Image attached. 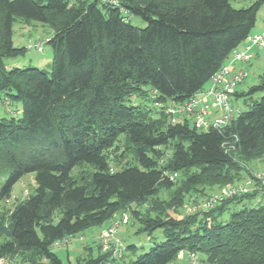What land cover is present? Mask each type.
<instances>
[{"label":"trees","instance_id":"trees-1","mask_svg":"<svg viewBox=\"0 0 264 264\" xmlns=\"http://www.w3.org/2000/svg\"><path fill=\"white\" fill-rule=\"evenodd\" d=\"M263 4L0 0V102L22 104L20 115L0 117V204L25 174L34 172L37 183L11 213L0 258L26 252L32 256L27 264H73L55 252V241L102 225L160 190L174 189L178 180L184 193L251 176L247 161L264 155V73L233 93L245 108L235 105L239 114L224 128L200 129L185 113L174 116L169 109L207 88L253 34ZM130 15L147 25L132 24ZM17 17L52 28L50 72L7 68L4 58L28 49L14 44ZM122 141L137 162L114 169L111 152ZM80 166L91 167L89 175L74 176ZM201 193L187 201L211 195ZM257 195L226 198L185 217L132 208L140 231L161 229L165 239L129 264H171L181 250L201 251L210 264H264V204L248 205ZM173 200L184 204L183 196ZM234 204L242 207L220 220ZM109 253L78 258L77 264H112L116 258Z\"/></svg>","mask_w":264,"mask_h":264},{"label":"rangeland","instance_id":"rangeland-1","mask_svg":"<svg viewBox=\"0 0 264 264\" xmlns=\"http://www.w3.org/2000/svg\"><path fill=\"white\" fill-rule=\"evenodd\" d=\"M232 4L236 7L249 6L255 0H231ZM130 21L132 24L145 27L147 23L140 17L135 15H130ZM264 29V4L261 6L257 14V22L252 31L253 34L261 33ZM53 35V30L47 24H43L35 20H26L23 17H17L13 24V41L17 47H27L28 40H40L43 42V50L38 51L36 49L28 48L24 54L15 57H6L4 62L7 68L12 67H27V66H37L50 72L52 69V59L53 50L47 40ZM245 46V45H244ZM243 49V48H238ZM259 51V52H258ZM260 53V63L259 66H249L250 77L248 78V84L253 85L258 83L259 75L264 72V46H256L253 50ZM253 59V58H252ZM251 59V60H252ZM250 60V61H251ZM249 61V62H250ZM248 63V62H246ZM211 82L206 84L209 87ZM238 89L242 90L241 86ZM246 90V89H245ZM138 101L144 102L143 99L138 98ZM235 105L241 109L245 108L242 99L233 98ZM21 103H13L6 100L5 102H0V117H12L21 114ZM248 108V107H246ZM18 109V110H17ZM177 115H180L177 113ZM193 124V119L190 118ZM112 155V166L114 169L120 168L128 163L135 164L136 158L133 153V149H128L124 141L120 143V149H115L111 152ZM0 158V162H2ZM247 166L250 170H264V155H256L250 161H247ZM91 167L80 166L73 171L74 176L88 174L91 172ZM182 181L178 180L174 189L160 190L159 194L154 198L147 199L146 202L141 204H133L131 208L126 209L124 212H118L114 215L111 220L106 221L104 224L99 226H93L86 229L84 232L77 234L75 236H70L69 241L63 245H54L53 248L55 252L64 260L69 259L73 264H77L78 258H83L90 255H97L99 253H109L112 258H116V261L112 264H129L131 260L138 258L144 252H147L156 242H161L165 239L164 233L161 229L154 231L153 234H149L146 231H140L142 223L134 217L133 209L139 210L142 215H152V216H169L175 215L178 217L186 216L187 205L189 198H193V195L202 194L201 192L215 194L219 193L223 186H206L200 187L198 191L193 192H181ZM37 183L35 180V173L30 172L25 174L13 187L10 197L4 199L0 204V242H2L7 237V229L11 222V213L15 209L18 203L22 202L28 198L31 194L35 192ZM200 190V191H199ZM173 196L184 197V204L181 206H176L173 200ZM202 198H200L201 200ZM264 204V193H259L251 202H248L249 206H259ZM242 206L240 204H234L231 206L229 211L223 213L220 220L226 221L230 217L231 210H238ZM133 208V209H132ZM191 214V213H190ZM127 216L128 219L124 221V217ZM116 222L119 223L117 227V232L115 235L117 243L114 241H105L103 237L106 229ZM129 245H135L136 250L132 251L127 247ZM117 250V252H116ZM198 255L197 263H192L186 255L179 257L173 261L171 264H210L204 260V255L201 251L196 253ZM29 253L18 252L13 256L6 257L5 262L9 261L12 264H27L30 259Z\"/></svg>","mask_w":264,"mask_h":264},{"label":"built area","instance_id":"built-area-1","mask_svg":"<svg viewBox=\"0 0 264 264\" xmlns=\"http://www.w3.org/2000/svg\"><path fill=\"white\" fill-rule=\"evenodd\" d=\"M264 45V30L261 33L250 35L243 49H236L231 56L229 62L225 63L213 76L209 87L201 92L189 102L182 105H175L169 111L176 116L177 113H185L191 117L195 125L203 130L210 128H224L229 125L233 119L239 114L238 108L233 102V93L237 87L248 77L249 72L245 68L235 69V63L249 62L254 54L253 50L256 46ZM28 48L43 50V42L40 40H28ZM176 121V117L173 118ZM174 176H177L175 174ZM257 192L264 193V170L252 171V175L238 181L223 186L219 193L211 194L207 198L194 201L191 200L187 205V212L194 213L201 210H209L222 200L234 196L243 195L246 193ZM128 219L124 217V221ZM119 223L115 221L109 226L103 237L110 244L114 241L117 243L115 235ZM69 241V237H64L55 241L54 245H63ZM117 252V250H116ZM186 255L192 263H197L198 255L189 250H181L178 253L179 257ZM6 257L0 258V264H12L9 261L5 262Z\"/></svg>","mask_w":264,"mask_h":264},{"label":"crops","instance_id":"crops-1","mask_svg":"<svg viewBox=\"0 0 264 264\" xmlns=\"http://www.w3.org/2000/svg\"><path fill=\"white\" fill-rule=\"evenodd\" d=\"M245 43H246V41L242 42L238 48H243L244 45H245ZM258 52H255V55L253 56V59L250 62H248V63H235V65H233L235 69L245 68L249 72L248 77L239 85V86H241L242 90L247 89L251 85V84L250 85L248 84V81H249L248 78L250 77V68H249V66L251 67V66L256 65V66L261 67V63H260V53H258ZM230 59H231V57L228 59L227 62H229ZM260 75H259V77H260ZM237 90H240V89H238V87H237ZM178 114L181 115L182 113H178Z\"/></svg>","mask_w":264,"mask_h":264}]
</instances>
